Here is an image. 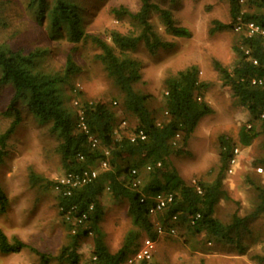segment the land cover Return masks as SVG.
<instances>
[{
	"label": "trees",
	"instance_id": "1",
	"mask_svg": "<svg viewBox=\"0 0 264 264\" xmlns=\"http://www.w3.org/2000/svg\"><path fill=\"white\" fill-rule=\"evenodd\" d=\"M159 1L165 0H140L135 12L124 5L112 7L113 17L127 20L129 30L122 33L111 29L107 31V38H102L85 30L82 13L87 6L81 0H0V87H9L10 90L6 105L0 110V117L6 120L0 130V165L7 154L8 139L23 120L21 107L24 106L39 123L48 125L47 130L56 141L55 152L62 172L97 170L95 178L72 189L69 194L63 190L55 192L54 182H48L55 192L58 214L66 229L67 242L59 252V261L77 264V248L81 238L87 235L92 237L89 264H124L139 247L142 235L156 239L158 226L165 234H170L172 228L175 232L182 228L190 234L233 242L232 230L243 227L249 218L264 217V187L250 179L248 183L256 192L257 201L248 215L233 214L229 223L214 216L219 200L228 198L222 179L233 157V149L247 147L264 134V117L260 118L264 111V49L261 41L256 36L236 32L232 45L234 63L228 67L218 60L212 62L222 85L230 92L235 105L247 112L249 122L239 127L236 140L219 135V166L214 179L189 184L180 176L171 157L184 152L198 121L212 113L203 95L206 85L199 80L198 67L189 65L163 80L164 95L157 110L148 107L149 94L134 88L142 74L141 63L131 52L142 45L148 53L155 54L173 45L154 28L153 14L166 34L174 37L190 34L175 22L169 8L159 5ZM227 1L230 22L212 20L209 34L234 30L239 21L264 25V0ZM16 7H20L17 16L28 14L50 40L64 39L74 45L90 43L99 51L95 58L122 95L121 112L131 123H127L129 133L141 130L145 135L143 140L131 142L128 135L122 133L110 100L102 96L92 100H73L81 96V91L72 83L79 68L71 53L65 56L63 64L56 65L52 63L50 48H27L12 39L17 33L16 27L11 26L3 14L6 8ZM11 27L14 32H10ZM67 92H73L74 96ZM72 100L80 104L88 134L77 127L78 106H71ZM90 135L97 140L93 146L89 142ZM102 161L107 163L106 168L100 167ZM132 170L135 173H131ZM29 180L33 184L38 179L31 173ZM136 180L139 183L134 185ZM105 189L114 200L126 202L132 224L115 251L105 243L99 226L104 213L100 197ZM159 194H171L172 200L151 214L153 199ZM4 204L5 196L0 187L1 208ZM68 212L72 218L82 214L85 218L81 224L73 226L65 219ZM152 215H156V224L151 220ZM196 215L198 217L194 218ZM235 244L239 252L245 253L244 246L239 242ZM25 247H28L25 242L16 237L9 240L0 230L1 253H17ZM40 257L44 258L42 254ZM249 258L264 263V256L252 254ZM151 259L141 264H147Z\"/></svg>",
	"mask_w": 264,
	"mask_h": 264
},
{
	"label": "rangeland",
	"instance_id": "2",
	"mask_svg": "<svg viewBox=\"0 0 264 264\" xmlns=\"http://www.w3.org/2000/svg\"><path fill=\"white\" fill-rule=\"evenodd\" d=\"M81 1L87 6L82 13L85 30L102 38H107V31L111 29L122 33L129 30L127 20L113 17L112 7L124 5L135 12L140 5V0ZM159 5L169 8L175 22L190 34L184 37L166 34L153 14L151 22L154 28L173 45L155 54L148 53L142 45L131 52L140 61L142 74L134 88L149 94L148 107L157 110L164 95L163 80L189 65L198 67L199 80L206 85L203 95L212 113L198 121L184 152L172 155L171 161L187 183L193 184L197 180L210 182L219 166V135L236 140L239 127L249 122L247 112L235 105L212 65L214 60L228 67L234 63L232 45L237 31L226 29L209 34L212 20L230 22L227 0H165L159 1ZM19 10L20 7L6 8L3 14L11 26L16 27L17 33L12 39H17L27 48H50L52 63L56 65L63 64L65 56L71 53L79 68L72 83L76 90L81 91V96L73 100H92L98 96L110 100L117 112L118 128L127 134V123H131L121 112L122 95L95 58L99 51L90 43L74 45L64 39L50 40L28 14L17 16ZM67 94L74 96L73 92ZM9 96V87H0V110L5 107ZM21 110L23 120L8 139L7 154L0 165V187L5 196L3 208L0 206V230L9 240L19 238L28 247L17 253L0 252V264H68L57 260L67 237L56 207L55 192L48 184L62 173L55 152L56 141L47 130V124L39 123L26 107L22 106ZM122 121L125 122L124 127ZM5 125L6 120L0 117V130ZM238 149L232 173H223L222 183L228 198L219 200L214 212V216L224 223H229L233 214L240 217L248 215L256 203V192L248 183L249 179L264 187V134L256 137L249 146ZM257 167L261 172L256 170ZM31 173L38 179L33 184L29 180ZM100 199L104 213L99 226L105 243L115 251L132 228L127 204L124 200H114L106 189ZM151 220L156 224V215H152ZM231 235L233 242L190 234L182 228L174 234L163 233L154 240L153 256L147 264H264L249 258L252 254L264 256V217L249 218L243 227L232 230ZM143 238L144 235L139 244ZM235 242L245 247V253L236 249ZM91 248V235L82 237L77 248V264H89Z\"/></svg>",
	"mask_w": 264,
	"mask_h": 264
},
{
	"label": "built area",
	"instance_id": "3",
	"mask_svg": "<svg viewBox=\"0 0 264 264\" xmlns=\"http://www.w3.org/2000/svg\"><path fill=\"white\" fill-rule=\"evenodd\" d=\"M234 31H242L246 36H256L260 39L261 44L264 49V25L256 23L254 21H247V22H237L234 25ZM252 83H256V80H252ZM260 83V81H258ZM74 105L78 106V120H77V127L80 131H83L84 133L88 134L89 129L88 126L85 123V120L83 118V113L81 109L79 108L80 104L78 102L74 101ZM264 117V111L261 112L260 118ZM122 127L125 126V122L122 121ZM128 138L131 142H134L136 139L143 140L145 138L144 133L140 130L136 132L135 134L129 133ZM89 142L93 146L96 144L97 140L93 136H89ZM239 149L236 147L233 149V157L229 162V165L226 169V172L232 173L233 165L236 162V157L238 155ZM82 158V156H80ZM107 163L105 161H102L100 163L101 168H106ZM256 170L258 172H261V168L257 167ZM131 173H135V170H132ZM97 175L96 169H83L79 173H73V172H62L60 175H58L54 180V191L57 192L59 190H63L65 194H69L72 189L80 187L89 181H91L93 178H95ZM139 180H136L133 184H138ZM154 206L151 207L149 213L153 214L155 211L163 209L171 200L172 195H162L159 194L154 197ZM198 215H196L194 218H197ZM85 218V214H82L77 217H71L70 212L65 214V219L70 221L73 226H77L78 224H81L83 219ZM72 232H74V229H72ZM164 233V230H162L159 226L157 227V234L161 235ZM170 234H174L175 230L172 228L169 230ZM155 242L153 239L150 238H143L139 244V247L137 250L129 255L126 260L124 261V264H141L143 261H148L152 258L153 251H154ZM31 264V263H29Z\"/></svg>",
	"mask_w": 264,
	"mask_h": 264
},
{
	"label": "crops",
	"instance_id": "4",
	"mask_svg": "<svg viewBox=\"0 0 264 264\" xmlns=\"http://www.w3.org/2000/svg\"><path fill=\"white\" fill-rule=\"evenodd\" d=\"M126 133V132H125ZM129 134V132L127 133V135ZM105 191V190H104Z\"/></svg>",
	"mask_w": 264,
	"mask_h": 264
}]
</instances>
